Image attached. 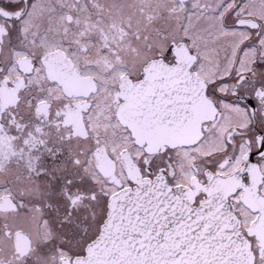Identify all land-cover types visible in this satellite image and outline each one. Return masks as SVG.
<instances>
[{
	"label": "snow or ice",
	"instance_id": "snow-or-ice-1",
	"mask_svg": "<svg viewBox=\"0 0 264 264\" xmlns=\"http://www.w3.org/2000/svg\"><path fill=\"white\" fill-rule=\"evenodd\" d=\"M0 264H264V0H0Z\"/></svg>",
	"mask_w": 264,
	"mask_h": 264
}]
</instances>
